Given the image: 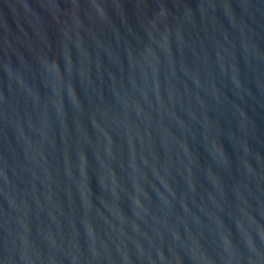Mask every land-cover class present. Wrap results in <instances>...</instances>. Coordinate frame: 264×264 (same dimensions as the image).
Instances as JSON below:
<instances>
[{
	"label": "water",
	"instance_id": "water-1",
	"mask_svg": "<svg viewBox=\"0 0 264 264\" xmlns=\"http://www.w3.org/2000/svg\"><path fill=\"white\" fill-rule=\"evenodd\" d=\"M0 264H264V0H0Z\"/></svg>",
	"mask_w": 264,
	"mask_h": 264
}]
</instances>
